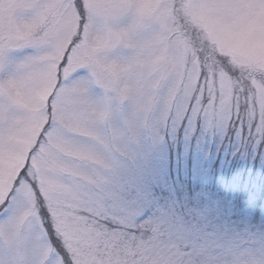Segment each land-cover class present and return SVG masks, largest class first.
I'll return each mask as SVG.
<instances>
[{
	"label": "snow or ice",
	"instance_id": "6c2138e0",
	"mask_svg": "<svg viewBox=\"0 0 264 264\" xmlns=\"http://www.w3.org/2000/svg\"><path fill=\"white\" fill-rule=\"evenodd\" d=\"M5 3L19 4L17 21L31 27L22 29L30 35L13 39L11 20L0 16V76L11 74L21 59L38 67L59 63L56 89L42 113L47 121L25 165L18 174H3L0 184V230L6 237L0 241V264H264V235L233 232L212 205L179 211L154 191L161 184L162 148L170 132L192 129L203 120L207 128L231 126L249 146L259 142L264 147V91L254 88L253 77L222 60L212 62L201 51L179 75L177 85L153 81L172 96L171 107L154 130L126 137L118 147L101 145L67 127L87 125L90 106L79 99L63 104L57 93L78 84L91 100L110 103L90 79L89 67L99 58L100 45L116 43L109 28L125 30V43L143 35L130 0H96L92 5L87 0H0V5ZM169 6V41L179 45L189 36L182 0H169ZM74 52L83 66L65 78L63 69ZM124 53L122 43L111 55ZM221 70L232 81L231 92L218 82ZM112 123L118 125L119 118ZM60 128L90 152L81 159L61 151L53 135ZM96 128L106 132L107 124L97 122ZM93 154L103 157L104 164L90 158ZM45 179L56 181L58 191H49Z\"/></svg>",
	"mask_w": 264,
	"mask_h": 264
},
{
	"label": "rangeland",
	"instance_id": "374dc122",
	"mask_svg": "<svg viewBox=\"0 0 264 264\" xmlns=\"http://www.w3.org/2000/svg\"><path fill=\"white\" fill-rule=\"evenodd\" d=\"M95 2L87 0L89 5ZM182 4L185 22H191V26L203 34L199 42L195 41L198 45L187 37L181 39L179 45L169 41L171 33L167 32V26L173 15L169 0H130L131 13L143 35L134 43H125L121 37L125 30L109 28L116 43L100 45V56L94 58L89 67L90 79L101 86L110 103L101 105L99 101L91 100L86 95L87 89L78 84L57 93L58 102L63 104L79 99L90 106L88 124L67 125L71 133L78 132L98 144L111 143L118 147L126 137L135 139L146 130H154L153 125L162 120L171 107L172 96L169 91L158 90L153 81L177 85L179 75L190 67L193 56L206 50L200 44L204 38L218 53L234 62L264 71V0H182ZM19 8L20 5L14 3L0 5V16L11 20L13 39L30 35L22 29L31 25L27 21H17ZM122 43L124 55H111ZM208 59L213 61L214 58L211 55ZM56 64L38 67L21 59L11 74L0 76V184L4 182L3 174H18L25 165L47 121L42 113L48 97L56 89ZM82 66L79 53L74 52L63 69L64 77L71 76ZM2 67L0 65V70ZM217 79L231 92L232 81L223 70ZM253 86L257 91H264L261 81L254 79ZM227 103L228 100L221 105L222 111ZM60 107L61 103H57V109ZM117 118L120 123L113 124ZM57 119L64 123L59 114ZM97 122L101 127L107 124L106 132L97 130ZM229 128H207L206 122L201 120L192 129L170 132L169 143L162 148L161 184L154 191L161 199L174 202L179 211L212 205L218 209L220 221L233 232L259 237L264 235V200L262 202L259 197L264 194V147L259 142L251 146L244 144L240 132L235 128L229 132ZM226 134H232L226 147L233 144L235 150L243 148L240 149L243 158L248 154L251 158L258 157L256 176L248 168L244 178H235L229 170L233 161L227 162L223 154L215 164L218 157L215 148L221 145ZM53 135L59 141L57 146L69 157L82 159L90 152L77 144L63 128ZM90 158L104 164L103 157L98 154ZM63 167L65 171L70 170L68 165ZM44 182L49 191H58L56 181L45 179ZM213 182L221 183L225 193L206 191L205 185L213 186ZM23 219L26 221L27 215ZM22 224L27 228L26 223L22 221ZM15 225L14 219L13 229ZM5 239L0 230V241Z\"/></svg>",
	"mask_w": 264,
	"mask_h": 264
},
{
	"label": "trees",
	"instance_id": "16d2710c",
	"mask_svg": "<svg viewBox=\"0 0 264 264\" xmlns=\"http://www.w3.org/2000/svg\"><path fill=\"white\" fill-rule=\"evenodd\" d=\"M181 14L182 16H184V19H185L183 10ZM185 25H186L185 30L189 33V36L187 38L191 40L193 44L198 45L195 41L199 42L201 40L199 37H203V34L199 32L195 27H192L191 22H187V23L185 22ZM193 35L196 37L195 39L192 38ZM200 44L204 45V48L206 50L203 52L208 58H211V55H212V57L214 58L212 62H215L217 60H222L224 63H227L230 67L236 69L238 72H243L246 75H250L251 77H253V80L255 79V80H258L264 83V71L263 70L256 68L254 66L250 67V66H245V65L234 62L228 56L218 53V51L215 48H213L212 45L208 43L207 40H205V38H204V41L202 40ZM233 130H234L233 127L230 126L228 131L232 132ZM231 140H232V134H226L221 142V145L215 148V153L218 156L217 160L215 161V164L219 163V160L220 158H222V154H223L224 156H226L227 162L229 161V159L233 161L232 166L230 167L229 170L232 172L233 175H235V178H238V176H241V179L244 178L245 174H247L248 168L251 169L252 175L256 176L257 174L256 171L258 168V161H257L258 157L256 156L254 158H251L252 156L248 154V156L243 158L241 151H240V149H243V148L235 150V146H233V144L230 147H226V143H229ZM245 143L247 142L244 141V144ZM212 184L213 186H211L210 183L205 185L206 191H211L217 194L225 193V192H222V189L224 188V186L221 183L213 182ZM259 197L262 198V202H263L264 194H260Z\"/></svg>",
	"mask_w": 264,
	"mask_h": 264
}]
</instances>
